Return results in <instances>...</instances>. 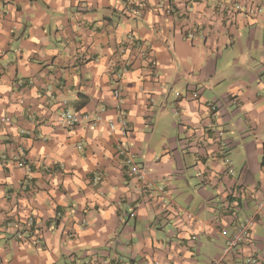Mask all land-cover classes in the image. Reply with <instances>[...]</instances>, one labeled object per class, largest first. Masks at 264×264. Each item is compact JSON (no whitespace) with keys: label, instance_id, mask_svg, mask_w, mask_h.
Instances as JSON below:
<instances>
[{"label":"crops","instance_id":"crops-1","mask_svg":"<svg viewBox=\"0 0 264 264\" xmlns=\"http://www.w3.org/2000/svg\"><path fill=\"white\" fill-rule=\"evenodd\" d=\"M263 5L0 0V264L218 256L219 231L264 196V9L250 12ZM64 109L87 118L70 129ZM120 144L146 179L127 174ZM249 235L224 264H245L252 247L264 256V213Z\"/></svg>","mask_w":264,"mask_h":264},{"label":"built area","instance_id":"built-area-1","mask_svg":"<svg viewBox=\"0 0 264 264\" xmlns=\"http://www.w3.org/2000/svg\"><path fill=\"white\" fill-rule=\"evenodd\" d=\"M264 9V5L261 7H256L254 10H250V12H260ZM130 66V61H126L122 64L121 70L122 72H126L128 67ZM113 95L116 98V100L119 101L121 96V89L120 86H116V88L113 90ZM196 94L192 93V97H195ZM65 103V101H63ZM208 110L211 112L212 115H216L218 113V105L216 102H208L207 103ZM87 118V116H77L74 113H72L69 109H64L61 112L60 118L61 122L68 128L73 129L76 125L80 124L82 119ZM100 120L99 117L88 119V123L92 126H94L98 121ZM6 118H0V123L6 122ZM120 123V131L123 135H125V125L123 118L119 119ZM109 130L112 132L116 129V124L112 121L108 122ZM120 156L122 157L123 163L126 166V172L128 175L136 176L140 180H144L147 177L148 174V168L146 165L137 163L134 160V156L130 151V148L127 145L120 144L119 150H118ZM226 162L230 163L229 160H226ZM18 163L22 166H27L28 162L25 158H21ZM234 171L232 168H229V175H233ZM157 191L160 193L161 196H164L166 191V185L164 182L158 184L156 186ZM163 198V197H161ZM161 203L165 206V199H161ZM264 213V196H262L256 203V210L244 218V220L236 227V229L231 233L228 234L226 229H221L219 233L226 237L225 243L219 253L218 256L211 259L208 264H224L226 258L228 255H234L239 256L241 252V245L242 244H250V229L252 228L255 220L257 217ZM183 220L188 222L193 219V214L191 212H183ZM28 225L33 226L34 222L31 218L27 220ZM69 235H73V232H69ZM195 238L194 236L191 237ZM253 250L251 253H249L245 259V264H263L264 263V256H261L257 253L256 248L252 247ZM120 264V263H117Z\"/></svg>","mask_w":264,"mask_h":264},{"label":"trees","instance_id":"trees-1","mask_svg":"<svg viewBox=\"0 0 264 264\" xmlns=\"http://www.w3.org/2000/svg\"><path fill=\"white\" fill-rule=\"evenodd\" d=\"M263 146H264V144H263Z\"/></svg>","mask_w":264,"mask_h":264}]
</instances>
